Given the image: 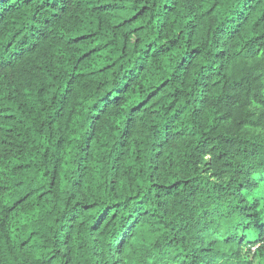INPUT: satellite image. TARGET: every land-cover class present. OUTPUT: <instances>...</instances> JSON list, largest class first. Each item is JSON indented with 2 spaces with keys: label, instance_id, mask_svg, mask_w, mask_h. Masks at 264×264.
Here are the masks:
<instances>
[{
  "label": "trees",
  "instance_id": "trees-1",
  "mask_svg": "<svg viewBox=\"0 0 264 264\" xmlns=\"http://www.w3.org/2000/svg\"><path fill=\"white\" fill-rule=\"evenodd\" d=\"M0 264H264V0H0Z\"/></svg>",
  "mask_w": 264,
  "mask_h": 264
}]
</instances>
